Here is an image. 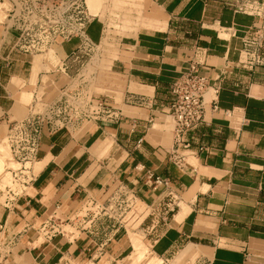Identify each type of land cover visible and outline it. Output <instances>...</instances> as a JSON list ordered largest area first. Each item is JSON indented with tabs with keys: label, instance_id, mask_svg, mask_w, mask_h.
<instances>
[{
	"label": "crops",
	"instance_id": "obj_1",
	"mask_svg": "<svg viewBox=\"0 0 264 264\" xmlns=\"http://www.w3.org/2000/svg\"><path fill=\"white\" fill-rule=\"evenodd\" d=\"M138 1L142 23L121 40L113 60L125 85L121 103L112 106L120 118L98 116L45 132L36 158L17 178L1 156L8 151L7 127L42 111L78 79L72 69L87 54L75 38L30 51L15 31L3 30L0 11V264H57L99 249L100 262L113 264L133 252L130 230L148 228L150 208L168 193L176 207L167 226L156 229L158 236L143 228V243L162 264L188 244L199 252L195 261L264 264V67L253 73L233 67L243 28L264 20V0H252L261 16L236 11L235 0ZM95 17L87 32L98 47L105 25ZM191 59L203 62L209 83L218 84V109L207 104L189 147L175 152L167 90ZM8 174L15 188L6 183ZM150 174L168 185H155ZM119 185L134 198L121 219L100 218L72 234L39 232L49 218L62 221L86 197L104 199Z\"/></svg>",
	"mask_w": 264,
	"mask_h": 264
},
{
	"label": "built area",
	"instance_id": "obj_2",
	"mask_svg": "<svg viewBox=\"0 0 264 264\" xmlns=\"http://www.w3.org/2000/svg\"><path fill=\"white\" fill-rule=\"evenodd\" d=\"M235 9L259 16L263 12L260 5L252 0H235ZM0 11L3 14V30L15 31L18 41L25 43L30 51L42 52L59 40L71 38L78 40V48L86 54L97 48V44L87 32L94 16L90 13L86 0H0ZM241 42L242 47L233 67L250 73L258 67H264V20L243 28ZM80 76L78 75V80L81 79ZM82 89L80 86L73 89L63 87L55 99L46 103L42 111H31L23 118L11 121L5 138L11 156L18 164L17 168L11 170L16 172L13 175L15 178L16 174L28 169L36 158L45 132L69 130L77 127L83 120L98 116L116 120L120 118L121 114L114 107L103 106V102ZM217 90L218 84H210L203 72V62L194 59L190 60L185 71L170 82L167 106L173 121L172 138L175 152L189 147L190 139H194V132L205 123L206 105L210 104L212 110L218 109L215 100ZM208 92L210 97L206 99ZM127 102L136 104L139 101L127 97ZM140 141L141 138H138L136 144ZM149 177L155 185L169 183L167 179L159 176L152 177L150 174ZM81 203L77 209V213H80L58 222L51 217L41 225L39 232L44 237H49L65 231L62 229L65 225L80 230L87 228L86 225L91 226L100 218L121 219L133 207L134 198L124 185H119L104 199L90 196ZM175 207V200L172 194L168 193L166 200L156 208H150V221L145 230L154 231L158 236L160 230L156 229L167 226ZM81 219L85 222L82 223ZM98 251V255L87 258L65 256L57 264H104L105 262H100L101 249ZM192 264L215 263L202 259Z\"/></svg>",
	"mask_w": 264,
	"mask_h": 264
},
{
	"label": "rangeland",
	"instance_id": "obj_3",
	"mask_svg": "<svg viewBox=\"0 0 264 264\" xmlns=\"http://www.w3.org/2000/svg\"><path fill=\"white\" fill-rule=\"evenodd\" d=\"M92 2L95 3L96 6L94 9L91 7ZM87 5L88 8H90V13L94 17L96 16L95 18L100 17V19L104 21L105 37L102 43L95 48L96 50L94 49L95 51L89 52L87 56H84L81 66L79 65L77 68L72 69L71 76L78 74L81 75L79 77L81 79H74L70 82L68 88L73 89L77 86L83 87L82 90L85 93L96 97L103 102V106L105 107L119 105L122 101L125 85L123 76L113 67V60L117 56L116 53L121 46V40L132 36L141 25L143 17L142 6L138 0H127L123 2H116L114 0H88ZM90 32L92 35L96 34L97 28L95 25L92 26ZM41 56H36V59L41 58ZM46 69H51V67H46ZM208 95H210V93L206 94V98L210 97ZM2 143L8 150L5 153L1 152V156L7 159V167L12 169L17 168L18 164L14 162L11 156L6 138ZM6 183L11 188L16 187L9 174ZM80 204L76 206L72 212L67 213L66 217L71 218L75 215ZM180 205H182V203H180ZM58 209L61 212L64 211L61 205L58 206ZM149 219L150 216L148 215V221H150ZM146 226L145 223L138 230H130L129 235L133 243V252L125 258L115 261L113 264H162L155 254L149 253L148 245L143 243V228H146ZM62 229H65L68 234L73 233V229L69 228L67 225L63 226ZM127 230L129 229L127 228ZM40 238L43 237L40 235ZM138 241L141 242L140 245L137 243ZM191 245L192 244H188L181 249L168 264L194 263L195 256H197L199 252L195 249L197 251L196 254L187 253V247ZM104 264L112 263L105 262Z\"/></svg>",
	"mask_w": 264,
	"mask_h": 264
},
{
	"label": "bare ground",
	"instance_id": "obj_4",
	"mask_svg": "<svg viewBox=\"0 0 264 264\" xmlns=\"http://www.w3.org/2000/svg\"><path fill=\"white\" fill-rule=\"evenodd\" d=\"M87 1V3H88V0H86ZM116 2L118 1V2H121L120 0H115ZM124 1H126V0H124ZM89 5V4H88ZM91 7L94 9V8H96V6H95V3H91ZM90 9V8H89ZM136 9V8H135ZM107 31V30H106ZM42 54V53H41ZM31 88V87H30ZM26 90V89H25ZM33 91V90H32ZM23 93V92H22ZM210 93V92H209ZM209 93H207V94H209ZM20 94V93H19ZM31 95V94H30ZM208 96H210V95H208ZM206 99H209V97L208 98H206ZM30 103V102H29ZM28 104V103H27ZM21 105H23L22 103H21ZM29 105V104H28ZM27 108V107H26ZM26 111V110H25ZM3 151V150H2ZM4 152V151H3ZM191 159V158H190ZM137 241V240H136ZM136 243V242H135ZM139 245H140V243L141 242H137ZM138 246V245H137ZM141 249V248H140ZM187 253H191V254H196L197 253V251L195 250V248L191 245V246H188L187 247Z\"/></svg>",
	"mask_w": 264,
	"mask_h": 264
}]
</instances>
